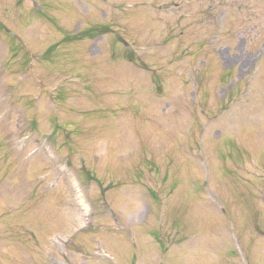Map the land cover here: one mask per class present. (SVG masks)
Listing matches in <instances>:
<instances>
[{
  "label": "rangeland",
  "instance_id": "1",
  "mask_svg": "<svg viewBox=\"0 0 264 264\" xmlns=\"http://www.w3.org/2000/svg\"><path fill=\"white\" fill-rule=\"evenodd\" d=\"M0 264H264V0H0Z\"/></svg>",
  "mask_w": 264,
  "mask_h": 264
},
{
  "label": "trees",
  "instance_id": "2",
  "mask_svg": "<svg viewBox=\"0 0 264 264\" xmlns=\"http://www.w3.org/2000/svg\"><path fill=\"white\" fill-rule=\"evenodd\" d=\"M95 31V33H97V32H99V31H97V30H94ZM96 35V34H95Z\"/></svg>",
  "mask_w": 264,
  "mask_h": 264
}]
</instances>
